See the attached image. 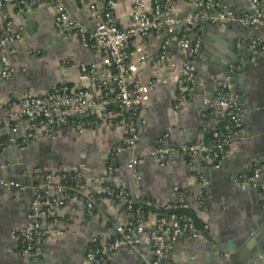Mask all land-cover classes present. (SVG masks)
Wrapping results in <instances>:
<instances>
[{"label": "crops", "instance_id": "0c3cea01", "mask_svg": "<svg viewBox=\"0 0 264 264\" xmlns=\"http://www.w3.org/2000/svg\"><path fill=\"white\" fill-rule=\"evenodd\" d=\"M193 1L177 0L180 19L185 14L191 15ZM245 1L221 0L213 8L242 17L252 11ZM259 1L264 9V0ZM61 2L86 29L90 30L97 24L85 2ZM201 3L202 0H198L196 7ZM131 4L132 0H117L113 13L121 27L129 24ZM21 9L22 12L17 14L14 7L0 8V41L12 24L16 25L19 35L13 47L5 51L16 71L8 80L0 76V142L11 138L19 143L26 132L27 120L14 117L20 110L19 100L24 93H43L52 88L75 91L85 87L88 79L82 78L78 63L97 69L100 76L98 95L102 97L100 104L110 116H115L118 105L112 101L115 87L104 66L106 58L82 48L76 39L59 35L54 27L55 12L51 6H36L25 1L21 3ZM226 25L228 28L221 26V31H199L201 48L195 67L201 95L192 94L187 112L181 115L173 111L178 75L171 65H181L185 54L176 44L170 46V43L167 60L160 64L157 57L164 40L160 35L151 37L145 44L137 40L132 47L136 54L146 53L147 56L137 72L141 81L146 84L161 78L166 80V84L146 89L142 106L146 125L140 129L133 149L125 150L112 159L110 181L113 186L126 190L132 198H144L158 208L166 204L195 208L214 244L202 235L199 239L181 240L167 256L174 264H264V203L259 200L264 194L258 195L251 187L245 191L238 186L251 175L254 160L259 169L257 182L264 186V54H259L255 63L250 62V44L257 39L264 41V29L238 23ZM181 29V26L176 29L178 34L175 36L180 35ZM228 64H232L228 67L230 78L231 68L235 66L238 70L237 84L233 89L241 98L246 140L227 150L218 170L201 168L202 154L191 157L190 163L188 155L179 150L167 158L165 166L161 165L151 153L165 133H170L169 144L176 148L180 145L208 147L211 144L210 135L200 133L212 122L203 116L202 94L208 87L205 83L213 80L215 74L222 73V69L225 71ZM80 120L88 123L82 137H78L72 128H66L55 141L27 146L36 147V150L24 157L13 152V148L0 149V179L20 183L19 175L24 178L20 184L26 187L21 191L0 190V264L27 263L21 259L9 234L23 226L32 199V188L43 183L46 172L83 169L96 204L91 214L80 206L62 210L57 219L64 236L53 237L42 245L34 264H81L91 237L102 233L113 238L116 228L129 220L117 202L109 199L99 201L102 194L98 191L110 163V152L122 144L124 130L119 126L105 128L91 114ZM131 159L138 161L135 171L130 167ZM36 164L38 167L33 171L40 172L33 173L31 177L30 167ZM199 175L208 182L203 188L199 185ZM147 218L150 224L157 219L154 214L148 216V212ZM144 258H151L147 248L142 247L133 253L121 250L107 264H143Z\"/></svg>", "mask_w": 264, "mask_h": 264}, {"label": "built area", "instance_id": "2783aa9c", "mask_svg": "<svg viewBox=\"0 0 264 264\" xmlns=\"http://www.w3.org/2000/svg\"><path fill=\"white\" fill-rule=\"evenodd\" d=\"M25 1L36 6H51L55 12L54 27L59 35L76 39L82 48L106 58L104 66L109 71L115 87L112 101L117 103L118 110L115 116H110L101 106L102 97L98 95L100 76L97 69L94 66L88 67L78 63L77 67L82 78L88 79L85 87L75 91L52 88L43 93L30 91L24 93L19 100L20 110L14 114V117L27 120L26 132L19 143H15L11 138L6 142H0V149H17L43 141H55L66 128H72L78 137H82L88 123L80 119L89 114L105 128L121 127L124 130L122 144L110 152V163L100 180L98 191L102 194L99 201L109 199L117 202L124 208L129 220L116 228V235L113 238H107L102 233L91 237L81 264H107L121 250L133 253L138 252L142 247L151 252V258H144L143 264H174L167 259L171 248L181 240L201 238L200 232L193 227L189 219L180 215L157 217L154 223L150 224L147 208L155 206L144 198H132L126 190L113 186L110 181L112 159L125 150L133 149L138 141L140 129L146 125L142 110L146 89H154L166 84V80L161 78L152 79L146 84L141 81L137 72L142 68L147 56L146 53L136 54L132 48L133 43L140 40L145 44L153 36H163L158 58L160 64L167 60V48L173 41L185 54L181 65H171L178 75L173 111L181 115L187 112L190 106L193 86L196 82L195 60L201 48V40L194 30L199 32L203 29L201 22L203 20L210 21L211 25L225 26L238 23L245 27L264 29V9L260 1L246 0L251 6L252 13L242 17H236L230 12H220L210 17L207 9L218 6L221 0H205L199 4L204 7V11L180 19L177 13V0L150 2L132 0L128 13L129 24L121 27L113 13L117 0H77L81 3L85 2L91 15L98 21L90 30L83 27L70 14L61 0H0V8L14 7L17 14H20L21 3ZM100 8L101 14H99ZM180 26L182 27L180 35L175 36L174 32ZM9 30L10 28H7L6 33ZM13 38L6 34L0 41V76L5 80L10 79L16 71L4 50L5 44ZM15 38L17 39V36ZM240 46L241 44H238V47ZM250 49V62L255 63L257 56L264 54V41L253 40ZM203 116L206 120L212 119L211 124L200 132L210 135L211 144L208 147L180 145L176 148L169 144L170 133H165L151 155L157 157L161 165L165 166L167 158L176 150L188 155L190 163L191 157L200 153L203 158L201 168L218 170L227 150L247 138L238 96L233 91L229 75L222 79L213 97L204 100ZM129 164L135 171L138 161L131 159ZM39 172L33 171L37 174ZM258 177L259 169L254 160L251 175L245 182L238 183V186L241 189L246 186L256 188L259 185ZM198 178L200 187L203 188L208 184L203 176L199 175ZM25 188L18 182L0 179L2 192L11 189L21 191ZM260 188L264 194V186ZM95 204L96 198L85 180L83 169L46 172L43 174V183L32 188V199L23 226L19 230H11L10 240L16 244L24 262L37 259L42 245L53 237L64 236V231L58 228L57 219L62 210L70 206H80L91 214ZM177 207L189 206L166 204L155 208L170 211Z\"/></svg>", "mask_w": 264, "mask_h": 264}, {"label": "water", "instance_id": "95a60500", "mask_svg": "<svg viewBox=\"0 0 264 264\" xmlns=\"http://www.w3.org/2000/svg\"><path fill=\"white\" fill-rule=\"evenodd\" d=\"M204 1L205 0H202V2H204ZM245 2H247L249 4L248 1H245ZM197 3H198V0H194L193 2H191V5L194 7L193 10H192L191 15H194V14H196L198 12L204 11V7L203 6L196 7ZM218 12H224V11L220 10V8H218V7L215 8V9L213 7L207 9V13L209 14L210 17L211 16H216ZM251 13H252V11H251ZM79 15L82 16L81 14H79ZM185 16H186V14L183 15L182 18H184ZM201 22H202V24L204 26L203 27V31L204 30L205 31L206 30H212V29L221 31V26H219V25H211L210 21H205V20H203ZM228 26L229 25H226V26H224V28H228ZM15 27H16V25L12 24L10 26V30L6 33L8 36H13L14 38H13L12 41H9V42H7L5 44V47H4L5 51H9L13 47V42L16 41L15 36L19 37V35L16 33ZM197 33L199 34L201 32H197ZM174 34L175 35L178 34L177 30H175ZM174 45H175V42L174 41L171 42L170 46H174ZM0 56H1V53H0ZM157 59H158V57H157ZM230 65H232V64L226 65L225 71H224V69H222V71L224 73L222 72V73L215 74L213 80L208 81L207 83H205L208 87H207V89L205 91H203L201 104L204 102V100H207V99L209 100V99H211L213 97V95L216 92V90L220 87L222 79L227 77L230 74V73H228V67ZM231 69H232V74H231L230 80H231V83L233 85H236L237 84L236 78H237L238 70L236 69L235 66H233ZM233 91H234L235 94H238L236 92L235 88L233 89ZM192 93L195 94V95H201L200 94V88H199V78L197 76V73H196V82H195V84L193 86ZM256 99L258 100V98H256ZM238 101H239V104H240V107H241V103H240L241 98H238ZM33 150H36V147L31 148V147H27V146H22L21 148L14 149L12 151L15 152L16 154H18L19 156L24 157L25 155H27V153H32ZM37 157L38 156L35 154V158H37ZM36 165L37 166H35V167L34 166L30 167V176L31 177H33V170L36 167H38V164H36ZM18 178L20 180V183L22 184V180H24V178L20 177L19 175H18ZM258 179H259V177H258ZM248 189H249V187H247V186L244 187L245 191H248ZM253 189L257 192L258 195H263V192H262V190H261L259 185H258V187L253 188ZM259 200H260V202L264 203V195ZM147 211H148V216H151L152 214H154L156 217H166V216H168L170 214L183 216L184 218L190 220V222L192 223L193 227L197 231L200 232V234L203 236L204 239H206V240H208V241H210V242H212L214 244L212 238L209 235L208 229H206V227H205L204 222H202V220L199 218L198 212L195 210V208H193L191 206L187 207V208L177 207L176 209H173V210H170V211H165V210L158 209V208H155V207H149V208H147ZM176 247H179V246L176 245ZM217 250L221 251L220 246H217ZM259 252L261 253L262 251H259ZM35 261H36V259L31 260V261L27 262L26 264H34ZM263 262H264V258H263Z\"/></svg>", "mask_w": 264, "mask_h": 264}, {"label": "trees", "instance_id": "16d2710c", "mask_svg": "<svg viewBox=\"0 0 264 264\" xmlns=\"http://www.w3.org/2000/svg\"><path fill=\"white\" fill-rule=\"evenodd\" d=\"M194 32H195V33H197V31H196V30H194Z\"/></svg>", "mask_w": 264, "mask_h": 264}]
</instances>
